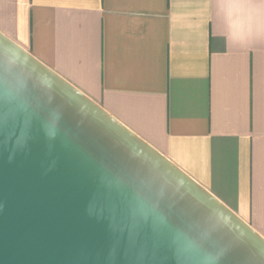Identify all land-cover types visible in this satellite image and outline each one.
<instances>
[{
  "label": "crops",
  "instance_id": "1",
  "mask_svg": "<svg viewBox=\"0 0 264 264\" xmlns=\"http://www.w3.org/2000/svg\"><path fill=\"white\" fill-rule=\"evenodd\" d=\"M0 32L264 238V0H0Z\"/></svg>",
  "mask_w": 264,
  "mask_h": 264
},
{
  "label": "water",
  "instance_id": "2",
  "mask_svg": "<svg viewBox=\"0 0 264 264\" xmlns=\"http://www.w3.org/2000/svg\"><path fill=\"white\" fill-rule=\"evenodd\" d=\"M0 264H264V238L0 32Z\"/></svg>",
  "mask_w": 264,
  "mask_h": 264
}]
</instances>
